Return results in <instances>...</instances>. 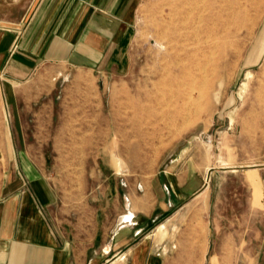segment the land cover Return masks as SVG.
Instances as JSON below:
<instances>
[{
	"label": "rangeland",
	"instance_id": "374dc122",
	"mask_svg": "<svg viewBox=\"0 0 264 264\" xmlns=\"http://www.w3.org/2000/svg\"><path fill=\"white\" fill-rule=\"evenodd\" d=\"M185 1L138 0L123 60L108 71L50 73L17 85V97L0 77V185L2 167L25 164L28 153L54 187V213L71 217L70 226L87 237L93 219L103 224L115 213L116 188L122 196L139 189L187 156L195 137L212 138L214 155L226 164L215 179L223 183L218 193L226 208L242 213L252 200L257 207L249 170L264 160V0H241L247 27L228 36L226 51L216 47L222 35L216 30L225 22L227 29L239 7L235 0H211L214 55L205 71L184 59L193 46L192 29L179 31ZM204 81L209 87L201 92ZM4 96L14 109L5 107Z\"/></svg>",
	"mask_w": 264,
	"mask_h": 264
},
{
	"label": "crops",
	"instance_id": "0c3cea01",
	"mask_svg": "<svg viewBox=\"0 0 264 264\" xmlns=\"http://www.w3.org/2000/svg\"><path fill=\"white\" fill-rule=\"evenodd\" d=\"M137 3L0 0V77L17 97V85L50 73L108 71L123 60ZM197 139L139 189L116 188L115 213L93 219L87 237L54 213V187L28 153L25 164L3 166L0 264H264V160L249 170L259 204L237 214L218 193L226 164L213 139Z\"/></svg>",
	"mask_w": 264,
	"mask_h": 264
},
{
	"label": "bare ground",
	"instance_id": "6f19581e",
	"mask_svg": "<svg viewBox=\"0 0 264 264\" xmlns=\"http://www.w3.org/2000/svg\"><path fill=\"white\" fill-rule=\"evenodd\" d=\"M246 2H248V0H246ZM185 3L189 6V9H188V11L183 12V13H186V14H184V15H186V17L182 18L181 22L178 20L180 25H181V28L179 31H181L182 29H186V28L192 29L193 46L191 45L192 49L190 51H186L184 59H187L191 63L192 66H195L201 70L202 67H205V68L207 67L208 63L204 62V61L209 60V62H210L211 61L210 55H214V52H213L212 46H211V40H212V36L214 33L213 28L211 27V22H212L211 0H186ZM234 4L236 6H238L239 8L237 7L238 8L237 12L235 11L232 13V15L230 14L231 15L230 22L227 23L229 25L228 28L226 29V22H225V24H223V26H222V29H219V28L217 30L215 29L216 33L218 32L217 33L218 36L220 34H222L221 36L216 38V41H215L216 47L219 48L220 46H223V49L225 51H226V47L228 45H230V41H231L230 39H228V36L239 35V33L247 27L246 22L248 19V13H247L248 10L246 9L243 2H241V0H235ZM181 6H182V3L179 6H177L176 8L179 7L178 9H180ZM184 7L185 6H183V8ZM178 12H180V11H178ZM178 14H180V13H178ZM218 15H219V13H218ZM173 17H175V16L173 15ZM179 17H181V16H179ZM223 18H221V21L224 22L225 18L224 19ZM249 21H250V19H249ZM227 22H228V20H227ZM174 23L172 21V24H174ZM176 23H178V22H176ZM232 26H234V30L232 29L233 28ZM177 27H179V26H177ZM189 29H187V30H189ZM226 34H227V38H226ZM178 35H180V37L186 36L185 34L180 33V32ZM163 38H164V36H163ZM225 51H224V54H225ZM178 58H180V55ZM202 70L205 71V69H202ZM181 72L185 73L184 75H186L187 74L186 68L182 69ZM200 87H201V90H199V91L202 92L203 90H206L209 87V83L207 81H204Z\"/></svg>",
	"mask_w": 264,
	"mask_h": 264
}]
</instances>
